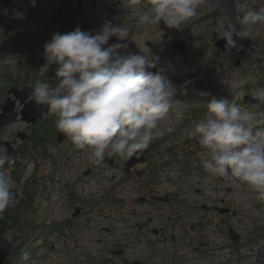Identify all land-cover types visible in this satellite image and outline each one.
<instances>
[{
  "label": "rangeland",
  "instance_id": "1",
  "mask_svg": "<svg viewBox=\"0 0 264 264\" xmlns=\"http://www.w3.org/2000/svg\"><path fill=\"white\" fill-rule=\"evenodd\" d=\"M88 2V14L95 31L99 32L107 21L130 25L128 38L142 53L155 59L157 66L151 69L161 72L176 90V109L160 122L159 135L149 146L160 148L152 154L162 153L177 142L196 138L192 133L205 104L190 100L186 84H202L216 93L241 98L246 104L239 108L256 113L248 109L246 105L250 103L244 98L255 99L264 94V23H240L251 37L252 50L249 48L243 54L228 53L219 50L216 43L224 39L223 34L228 29L235 33V28L228 17L217 14L211 0H203L197 14L185 22L182 30L169 29L163 22L160 25L139 23V16L151 6V0H145L143 8H124L122 0ZM257 7H264V0H244L237 7L239 22L248 10ZM175 43H184L187 51H175ZM178 111L183 112V118L176 115ZM259 127L264 128V125ZM50 153L57 158V164L41 163L38 177L41 176L40 182L49 187L40 189L42 194L38 197L34 218L39 225L53 226L72 218L76 208H84L88 218L63 237L49 236L45 231L41 232L47 235L42 242L38 234L34 236L29 246L36 264H102L110 248L118 243L127 248L129 261L147 262L152 257L159 262L166 256L179 254L198 259L190 264H257L258 253L264 247V203L257 201L256 193L245 183L206 172L203 161L210 159V154L205 149L199 152L197 159H190L187 168L182 162L160 172V191L175 195L179 203L176 213L182 216L180 221L184 229L177 241L160 243L154 248L134 238L120 223L117 210L103 202L112 177L118 173L115 166L106 161L114 159L115 164L122 165L128 159L106 156L97 166L90 162L87 150L78 149L72 143L51 148ZM144 168L143 165L140 169ZM33 170L34 165H29L27 176ZM88 171L91 174L85 176ZM54 173L55 178L61 177L59 182L48 180L49 174ZM79 179L84 183L74 188L73 200L58 188L60 184H77ZM11 183L12 189H16V184ZM15 202L14 197L11 205ZM231 231L239 236L238 242L230 237ZM201 242L208 246L196 252L194 248ZM21 256L14 264H24Z\"/></svg>",
  "mask_w": 264,
  "mask_h": 264
},
{
  "label": "clouds",
  "instance_id": "2",
  "mask_svg": "<svg viewBox=\"0 0 264 264\" xmlns=\"http://www.w3.org/2000/svg\"><path fill=\"white\" fill-rule=\"evenodd\" d=\"M145 0H122L124 8H143ZM203 0H151V6L139 16V23L182 30L185 22L197 14ZM35 4V0H33ZM242 25L264 23V7L248 10ZM131 27L107 21L96 34L79 28L67 34H54L44 46V69L56 65V83L37 82L32 97L37 106H46L56 117L57 130L72 144L89 152L95 165L106 156L128 159L139 156L159 135V124L176 109V90L155 68L148 54L127 53V43L109 45L116 37L124 42ZM249 37L241 28L225 31L226 47L235 48L237 38ZM211 96L210 93H202ZM258 113L242 111L227 97L211 96L204 101L207 115L192 133L199 145L210 154L203 161L206 172L225 180L245 183L264 203V94L255 97ZM176 115L183 118V112ZM11 156L0 144V218L11 206L12 183L4 165ZM24 264H36L31 253L21 256Z\"/></svg>",
  "mask_w": 264,
  "mask_h": 264
},
{
  "label": "flooded vegetation",
  "instance_id": "3",
  "mask_svg": "<svg viewBox=\"0 0 264 264\" xmlns=\"http://www.w3.org/2000/svg\"><path fill=\"white\" fill-rule=\"evenodd\" d=\"M235 1L237 7L241 3H244V0ZM88 5V0H35V4H33V0H0V114L3 113V105L8 100L18 97L15 102V112L19 116L16 118L15 123L11 126L0 128V142L9 143L15 150L10 163L4 165L6 174L9 176L11 182V166L15 156L18 152H23L27 148H29V154H31L33 153V147L40 148L43 145L42 139H39V136L43 132L40 128L51 117L48 113L38 119L36 124H28L22 121L21 111L27 103L34 101L31 93L32 87L37 82H50L55 85L57 66L52 65L50 69L43 68L46 64L44 50L42 51L43 60L39 65H35L29 62L34 48L14 47L11 52L7 53L4 48L5 44L18 36L47 33L51 30L52 22L54 21H58L59 23V34H64V31L72 32L74 29L83 27L88 29L89 33L96 34L97 32L88 14ZM79 7L83 11L82 19L77 22L67 21V17L75 11H78L80 9ZM256 9L258 10L259 8L257 7ZM117 19L120 20L119 18ZM21 96L30 97L23 102ZM44 109L47 110V107L44 106ZM58 132L57 145L49 147L55 148L59 146ZM47 137L48 141L46 142L49 143V139H52L53 136H49L48 134ZM70 143H72L70 139H67L61 145ZM148 149L149 154L147 155V163L144 164V169H140L143 165H138L126 171L128 170V161L122 165L115 164L114 159H112V163L106 161L110 166H115L118 173L112 177L111 187L103 197V202L112 205L117 210L120 223L132 232L134 238L154 248L160 243L165 244L169 241H177L182 236L184 228L180 221L182 216L176 213L179 203L175 195L160 191L161 184H159L158 176L161 173L154 174L152 172L153 159L151 158V147ZM46 161L48 164H57V158L54 157ZM40 167L41 164L38 171ZM38 173L36 175L32 173L29 176L26 173L23 178L24 185L26 187L37 186L35 187L37 191L49 187L46 183L43 184L40 182L39 179H41V176L38 177ZM55 175L56 173L49 174L48 180L51 179L52 181L59 182L61 177L55 178ZM84 175L89 176L87 174ZM83 183V180L79 179L77 184H58V188L65 191L67 196L73 200L75 196L74 188L76 185L79 186V184ZM153 197L166 199L167 202L154 201ZM168 202H171V204ZM77 212L78 216H75ZM76 213L72 218L55 224L65 226V228L68 226L70 227L69 229L67 228L63 234H60V231L56 230L53 235L49 236L63 237L67 231L78 227L80 222H84L88 218V212L84 208H76ZM38 235L42 242L44 240L43 236H47L42 233ZM115 248L121 252V255H115L110 259L112 249ZM197 248L195 247L194 249L196 252H199ZM127 251V248L122 244H116L107 252L108 257L106 260H103L102 264H118L119 262H122V264H190L198 260L197 258H187L183 255L174 254L170 257L166 256L164 260L159 262H155L152 257L147 262H142L139 259L129 261L126 259Z\"/></svg>",
  "mask_w": 264,
  "mask_h": 264
},
{
  "label": "trees",
  "instance_id": "4",
  "mask_svg": "<svg viewBox=\"0 0 264 264\" xmlns=\"http://www.w3.org/2000/svg\"><path fill=\"white\" fill-rule=\"evenodd\" d=\"M75 30V29H74ZM81 31L88 32L89 30L85 27L80 28ZM64 34L70 33L64 31ZM52 66V65H51ZM49 67V69L51 68ZM188 88V96L191 101H206L211 98V96L216 97H227L230 102H234L238 107L244 106L246 103L238 97L227 96L224 94L216 93L212 89L205 88L202 84H186ZM202 93H210L211 96H204ZM249 110H253L256 113L260 112L254 106L246 105ZM51 115V114H50ZM207 115V108L204 106L201 109L200 120L204 119ZM56 117L51 115L50 119H47L46 122L41 126L40 129L43 130L42 135L39 136L43 141V145L40 148H32L33 153L29 154V148L25 149L23 152H18L14 158V162L11 166L12 182L16 184V189L13 190L14 193L19 192L22 195H14L15 204L11 205L3 214V218H0V236H6L12 241V250L11 254L6 262V264H14L16 259L23 254L24 252L32 253V248L29 246L30 242L37 234L47 233V235H53L56 230L60 231V234H63L67 226H49L47 224L39 225L37 220L34 218V215L37 213V200L41 190L37 191L35 187L37 186H28L26 187L23 183V178L25 177L28 169V165L34 164V175L38 173L39 166L42 162L49 160L54 157V154L50 153V149L57 145V128L55 127ZM53 136L52 139L48 137ZM175 136V134H174ZM167 137L166 139H168ZM178 144L174 147H171L162 153L151 154L153 159V168L152 172L158 174L165 169L172 167L175 164L186 163L185 168L188 167L190 159L194 160L198 158L199 152L204 149L199 145L196 138H190L189 141L185 140L183 142H177ZM160 147H151L152 153L156 150L158 151ZM28 161L27 163H25ZM38 182V181H36ZM76 201V200H75ZM45 226V230L42 231V228ZM59 226V227H58Z\"/></svg>",
  "mask_w": 264,
  "mask_h": 264
},
{
  "label": "water",
  "instance_id": "5",
  "mask_svg": "<svg viewBox=\"0 0 264 264\" xmlns=\"http://www.w3.org/2000/svg\"><path fill=\"white\" fill-rule=\"evenodd\" d=\"M212 3L217 8V14L228 17L231 24L235 28L236 31H240L242 26L238 20V14H237V4L235 0H211ZM80 8V7H79ZM83 16L82 8H80L78 11H75L71 15L67 17V21L74 22V21H80ZM165 24L163 23V26ZM59 23L58 21L52 22L51 30L47 33H36V34H30V35H24V36H18L10 40L7 44H5V51L7 53L11 52L14 47H22V48H34L32 56L29 60L30 63H34L35 65H39L41 61L43 60V54L42 51L44 50V46L47 42H49L54 34L59 33ZM229 30V29H228ZM227 30V31H228ZM115 43H127L128 48L122 49L121 51L124 54H127L129 52L131 53H138V54H144L141 52L139 47L131 40L128 39L127 41L121 42L118 41L116 37H112L109 40V45L115 44ZM216 47L219 50L231 53V52H238L239 54H243L246 52L247 49L252 50V40L249 36L248 38H245L243 40H240L237 38V46L235 48H228L226 47V41L225 39H222L216 43ZM173 49L179 53H185L187 51L186 45L184 43H175L173 45ZM149 71L156 73L159 72L157 69H149ZM161 73V72H159ZM30 96H21L22 101H26ZM18 99V97L8 100L3 105V113L0 114V128L11 126L15 123L16 118L19 116L18 113L15 112V102ZM244 100L250 105L256 107L261 111V108L257 106V101L255 99H252L248 96L244 98ZM48 110L44 109V106H37L34 101L29 102L25 105L24 109L21 111V117L22 121L26 122L28 124H36L38 119L43 117L44 115L48 114ZM68 138L61 132H58V144H63ZM0 144H3L7 147L8 153L11 156V160L13 158V154L15 152L13 146H11L9 143L0 142ZM149 154V149L143 150L142 154L139 156H133L129 158L127 163V169L126 171L131 170L132 168L138 166V165H144L147 163V155ZM110 163H112V160H107ZM87 175L90 174V171L86 172ZM154 201L157 202H167L166 199H157L153 197ZM171 204V202H168ZM79 211V210H78ZM75 216H78V212L75 214ZM230 237L233 239L234 242L239 241V236L235 234L233 231L230 232ZM208 246V244H205L203 242L200 243V246L197 248V251H200L201 248ZM12 250V241L7 238L6 236H0V264H6ZM115 255H121V252H119L118 249H112L110 259H112ZM133 264H141V263H133ZM257 264H264V247L259 251L258 253V261Z\"/></svg>",
  "mask_w": 264,
  "mask_h": 264
},
{
  "label": "bare ground",
  "instance_id": "6",
  "mask_svg": "<svg viewBox=\"0 0 264 264\" xmlns=\"http://www.w3.org/2000/svg\"><path fill=\"white\" fill-rule=\"evenodd\" d=\"M149 160V159H148Z\"/></svg>",
  "mask_w": 264,
  "mask_h": 264
}]
</instances>
